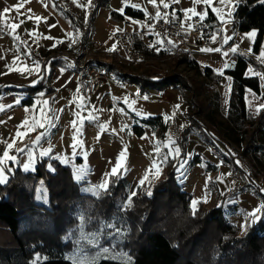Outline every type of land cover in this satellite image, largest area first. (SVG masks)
I'll return each mask as SVG.
<instances>
[{
  "label": "trees",
  "instance_id": "1",
  "mask_svg": "<svg viewBox=\"0 0 264 264\" xmlns=\"http://www.w3.org/2000/svg\"><path fill=\"white\" fill-rule=\"evenodd\" d=\"M109 1L91 0L94 7L89 6L80 45H84L98 9L108 7ZM57 9L69 18L73 29L78 28L73 12L59 6ZM125 12L126 15H120L111 10L109 14L114 19L125 16L142 19L145 16L144 12L131 7H125ZM232 17L238 18L239 32L250 29L258 32L254 46L252 44V53H256L264 37V4L259 0H242ZM206 21L213 27L217 25L210 12ZM134 47L144 55H165L164 51L153 54V47L144 41L135 39ZM171 58L198 79L174 70L158 78L147 72L131 74L127 75V81L136 84L141 92L168 86L178 89L188 121L181 139L195 127L205 138L213 135L224 145L228 138L240 141L244 148L258 153L264 160V110L250 118L245 99L246 88L254 89L256 94L264 97V83L260 87L256 76L246 75L249 63L259 64L251 57L235 53L232 66L226 70L231 89L223 122L217 118L220 114L217 85L222 72L209 66L201 67L184 49ZM27 88L33 91L39 87ZM141 124L156 129L161 137L166 129V121L161 115L135 121L132 130L138 136L143 133ZM193 161L199 159L193 157ZM229 162L233 169H238L234 161ZM47 163V158L40 160L32 172L15 168L8 174L7 183L0 185V264H72L73 259L76 264L80 261L88 264L99 248H92L87 240H82L80 245L75 243L82 235L81 223L84 236L91 238L95 234L99 245L109 248L106 258L102 257L99 264H122L128 254L134 258V264H264V213L258 214L262 218L240 235L237 226L227 220L224 212L235 206L226 207L225 200L237 197L251 185L264 203V192L248 173L240 171L244 181L227 194L217 193L221 200L218 205L204 208L199 203L193 216L192 195L182 189L172 169L167 168L161 179L145 186L151 187V197L143 188L139 189L137 196L132 198V207L125 210L122 204L127 202L130 193L122 178L115 183H111L114 178H109L110 194L96 198L80 190L87 186V181L75 182L71 167L52 161L57 169L53 175L46 171ZM41 181L47 192V202L36 199ZM109 223L123 229L114 239L109 232L115 229L106 227Z\"/></svg>",
  "mask_w": 264,
  "mask_h": 264
},
{
  "label": "crops",
  "instance_id": "2",
  "mask_svg": "<svg viewBox=\"0 0 264 264\" xmlns=\"http://www.w3.org/2000/svg\"><path fill=\"white\" fill-rule=\"evenodd\" d=\"M63 1L64 3L68 2L72 5H75L73 0ZM233 2L235 3V0H233ZM87 3L89 8V0H87ZM163 3H167L169 7L165 9L163 7V4L161 3V0H157L156 7H153L151 4H149L148 0H110L109 6L104 8L106 9L107 14V28H109L110 30V33L101 40L102 43H104V47L106 45L110 46L112 43L120 46L116 42L115 32L119 30L129 31L126 29V27L130 26L132 23L131 19H129L132 18L130 16H125L123 19H114L110 17L109 13L111 10L119 12L122 6L131 7L132 4H138L141 9H146V12L142 11L145 14L144 18L133 19L138 21V23H135L138 25H141L142 22H147L148 24H150V28L148 30H130L129 32H144L147 36L144 42L152 46L153 50L154 47L156 48L155 42L157 38L159 41H161L162 45L160 47V51L166 52L167 48L163 44L162 40L152 30V24L155 19L154 17L157 7L161 12L160 17L166 19L177 18L183 28L190 27L193 19V16H191L190 14L188 16L184 15L185 9L191 6L196 8L197 12H200L203 11L206 7L203 4L196 5L192 2V0H179V2H177V0H163ZM57 6L70 11V9L62 7L57 0H0V53L1 58L3 59V61H0V97L3 98L2 103L6 106L5 110L0 112V158H2L3 156V151H9V154L16 155L17 159L22 164L27 159V156L25 154L18 153L16 149L24 148L25 152H27V147H32L33 158L36 160L37 164L41 160L39 156L40 151H42L49 145H51L53 149V152L51 153L52 155L70 156L72 146L76 144H84L86 146H89L90 148H92V150L90 151V157L94 156L95 159L102 160L103 162L110 158L116 164L118 162V160L115 159L119 158L118 154L114 155L115 158H113L110 152L108 154L105 153V150L109 147H114L119 154L121 151L125 152V160L129 157H138V151H135L132 145L133 138H136V136L138 135L133 132L132 125L135 123V121L138 122L141 119H145L155 115H150L153 113H144V108L141 107L142 104L138 106V101L141 100L143 94L139 93L136 84L127 81V79L118 77V75L122 74L131 75L128 72H122V74H119V72H115V70H112L113 72H111V69L107 70V79L101 84V86L91 94H88L86 92L85 87L81 85L77 76L73 72L72 61L70 60L68 54H66V51H68L69 53L72 49H75L78 44L80 45V35L82 31L80 32L78 30L79 27L83 30L84 24H81L79 22L78 28L73 29L69 18L65 14L60 12L57 9ZM213 6L220 9V14H224L225 7L219 5L218 0H213V5L207 6L208 14L209 12L212 13ZM17 7H19L20 9L19 12L16 11ZM5 9H8L7 13L4 12ZM29 9L31 11H29ZM88 13L89 12H87L86 17H88ZM36 16H40L42 18L40 21L48 22L46 24L49 31L45 34V40L40 39L41 36L37 37L38 34H35L34 27L27 28V24H23L21 22L22 20L35 19ZM213 16L217 25H222L217 16ZM76 17H78V13ZM94 20L86 36L85 42H88L91 39H96ZM12 23L18 24L20 26L16 29H12L10 27ZM227 23L228 25H226ZM227 23L225 24L226 29L223 28L224 31H221V28L216 30L217 39L215 42L212 41L210 44H204L201 42H196L195 40H191L183 49L187 51L201 67L209 66L216 71L219 70V72H223L225 70L224 65L231 63L235 55L231 53V51L228 52V56H224L223 53L226 52L227 49H230L233 45V42H236L237 39L243 38V40H245L246 34L252 30H255L250 29L249 31L239 32V34H235V32L232 33L231 28H233V26L231 22L229 21ZM50 25H54V27L50 28ZM33 36H35L36 38H34L38 40L35 41L32 38ZM225 36L233 37V40L230 41L228 45H223L222 43ZM47 37H52V39H48ZM247 41L249 43L248 48H252L253 42H250L248 39ZM263 42L264 37L262 38L261 45L258 51L256 53H251L258 55L262 50ZM230 43H232V45ZM69 44H71V47H69ZM53 45H55V47H53ZM215 47H221L222 51L220 53L201 51V48ZM112 50L111 52L107 50V52H103L104 54L101 58L108 59L105 58L107 53L119 54V56H121L118 57L120 58L119 60H122L121 58H125L123 53H119L115 49ZM48 52L50 53L48 54ZM57 52L60 53L57 54ZM7 53L11 54L13 61L10 60V56H7ZM237 53L248 56L247 52L242 51L239 47ZM101 58L97 57L94 60L99 61ZM34 62H39V70H35ZM257 63H259V61ZM60 68H64L65 71L60 72ZM29 69H33L34 71L29 74ZM37 71L44 74L45 79L41 80V82L36 85L39 88L31 91L27 87H33L31 85V82L38 79V75L36 74ZM108 72L110 73L108 74ZM158 77L159 76H154L153 78ZM256 77L258 78V76ZM222 80L224 82H227L229 87V76L222 75L220 83H218L217 85L218 91L220 89V85L224 83ZM226 85L227 84H225V86ZM259 85L260 87L263 86L260 80ZM78 87L79 92H77ZM42 90L46 93L43 99H49V106L57 110L53 114L59 116V119L54 121L56 125L54 128L49 129L46 126V128L41 129L35 127L33 130V120H42V114L40 112L39 105H37L35 109H32L31 106L38 93ZM114 90H120V92L121 90L127 91V94L124 96L125 98H123L124 100H118L117 102H115V100H113L114 98L112 93ZM249 90L250 88L245 89V99L249 112L255 114V108L261 103V100L255 98V95L258 94L255 93L254 95ZM99 92H102V94H98ZM146 93L155 95L156 99L152 101H156L157 103L156 111L158 113L156 115H161L166 121V129L163 133L164 140L167 137H174L175 134L171 136L170 133L172 134V131L176 130V126L181 127L186 123V106L180 98L178 89L172 86H168L166 88H163L162 90L150 88L146 91ZM226 95L228 99V88L226 91ZM17 97L21 99V104L19 105L14 104V99ZM106 98L108 99V101L110 99L112 102H114L116 106L123 108L124 110H126V112L132 114V120L129 127L126 126V123L124 125L116 124L115 126H113L114 133L112 134L114 135V139H112L110 143L105 146L104 151L101 152V145L104 144L106 140L95 138L94 133H89V124L91 123L92 119L88 118L89 114L86 113L84 108L88 107L90 109V112L92 113L91 115H94V119L97 121V123H99V121L101 120H97L96 117L101 112V109L99 108L101 101ZM24 100L29 101V103L27 101L25 102ZM133 101L135 103H133ZM83 102L85 103L84 107L77 108V105L82 104ZM9 105L13 106L8 107ZM26 106L29 107V111H25ZM94 109L96 110V115L95 113H93ZM77 112L80 113L79 116L76 115ZM137 113H139V115H137ZM26 120L29 124V127L27 128L24 126V122ZM77 131H80V135H77ZM155 131L157 130L155 129ZM17 132L22 133V135L17 136ZM41 132H48V135L42 137L39 144L33 145L32 142ZM144 133L145 128H143V133L140 136H142ZM85 134L91 135L90 141L89 139H87V137L84 138ZM7 143H13V149H7ZM77 151L82 152V150L79 148H77ZM85 162L86 161L84 156L80 155L77 156L72 163H75L77 166H79L80 164H83ZM5 165L6 168L11 169V171H13L15 168H19L20 170H22L20 164L13 163L10 160H6ZM67 166L71 167L72 169L71 163ZM88 169V172L90 174L94 172V166H88ZM166 170L167 168L161 169L159 178L162 176L163 171ZM148 171L151 172V175H154L155 173L153 172L154 169H152V171L148 169ZM10 172L6 170L5 175L8 177V174ZM118 173H121L120 169H118ZM121 178L124 181L123 176H121ZM155 180L157 179L149 176V181H146L144 186L152 183ZM85 181H87V186L89 182H91L88 176ZM133 188L134 191L142 188L139 185V181L133 186Z\"/></svg>",
  "mask_w": 264,
  "mask_h": 264
},
{
  "label": "rangeland",
  "instance_id": "3",
  "mask_svg": "<svg viewBox=\"0 0 264 264\" xmlns=\"http://www.w3.org/2000/svg\"><path fill=\"white\" fill-rule=\"evenodd\" d=\"M57 1L60 3L62 7L70 9V11L74 12L76 15L78 13V17H76L77 22L84 24L83 27H85L86 25L85 17H86L87 12H89L87 0H73L75 5H72L66 1H65L66 3H64L63 0H57ZM227 10L228 9L225 7L224 13ZM106 15H107L106 9L100 8L98 10L95 16V20H94V29L96 30V36H95L96 39H91L88 42H91L92 40L101 41L102 38L104 39L110 33L109 28H107L108 24H107ZM232 18H233L232 16L231 17L225 16V19L228 22L229 21L231 22ZM22 21L21 22L23 24H27L26 25L27 28L34 27L35 34H38L37 37L41 36L40 39L45 40L46 38L45 34L49 31V29L47 28V24H46L48 23L47 21L37 22L35 19L22 20ZM226 25H228V23ZM226 25L220 24L219 28L226 29L225 27ZM149 28H150V24H148L147 22H142L141 25L131 23L130 26L126 27V29L129 31L138 30V29L148 30ZM231 29H232V33H234L233 28ZM78 31L81 32L82 29L79 27ZM214 33L216 34V30ZM34 37L35 36H33L32 38L35 41H37L38 39H35L36 37L35 38ZM145 38H147L146 35L140 41L146 40ZM115 39H116L117 44H119L120 46H117L112 43L110 46L106 45L104 47V43H102L103 48L101 50L90 51L93 58L103 57V54H104L103 52L110 51L109 49H115L119 53H123L125 57L122 43L118 41L117 38ZM157 40L158 39L156 38V41ZM191 40H194V39L191 38L190 41ZM88 42H85L84 44H87ZM230 44L232 45V43ZM81 45L78 44V46L75 49H72L69 53L75 51ZM248 45L249 43L246 38L245 40H243V38H240V39H237L236 42H233L232 46H237L242 51L247 52L248 57H251L253 61L255 62L259 61L258 63L259 66L254 65V63L252 62L248 64L247 71H246L247 76H257V73L264 75V63H262L259 59H257L258 55L248 52L249 50ZM263 45H264V42H263ZM161 46H162L161 44H156V48L154 47L155 52L153 54L158 53L156 49L157 48L160 49ZM230 49H227L226 52H230ZM50 52H48V54ZM69 53L68 51H66V54H69ZM139 53L138 55L136 54L133 57V59H129V60H127V58H124V59L121 58L122 60H119L120 58L118 57H121L119 56V54L107 53L105 58H108V59L101 58L99 62L102 63V67L105 70V72L111 69V72H113L112 70H115V72H119V74L120 73L122 74V72L123 73L128 72L129 74L137 75L142 72H147V74H149L150 76L151 75L152 76H162V75H169L172 71L175 70V72L180 73L184 76H190L192 78L198 79V76L193 75L189 70H187L184 67V65L178 64L177 62L175 63V59L173 60V58H171L177 52L173 54L171 52L169 53L167 50L165 52V55H162V56L157 55V54L144 55L140 51ZM7 56H10L9 57L10 60L13 61L11 54L7 53ZM0 58H1V53H0ZM0 61H3V59L1 58ZM108 66L112 68H109ZM230 66H232V64ZM109 73L110 72H108V74ZM127 75L122 74V75H118V77L122 78L123 76L124 78L127 79L128 77ZM260 82L261 84L264 83V81H260ZM225 84H227L226 85L227 87L225 86ZM137 88L140 94H143V96L147 95L149 97L148 100H143L142 99L143 96H142L141 100L138 101V106L142 104L141 107L144 108V113L145 112L146 114L153 113L150 115H156L158 113L156 111L157 103L156 101H152L156 99L155 95L148 94L146 93V91L141 92L138 86ZM227 88L229 90L228 83L224 82L220 85V89H219L220 114L217 115V118L223 122L225 121L224 116H225L226 107H227V103H226ZM112 93H113V98H114L113 100L117 102L118 100L120 101L124 100L123 98H125L124 96L127 94V91L121 90L120 92V90H114ZM98 94H102V92H99ZM82 104L84 105L85 103L83 102ZM99 108L101 109V112L97 115L96 119L97 120L99 119L101 121L97 123V121L94 119L95 118L94 115H92L93 119L91 120V123L89 124V133L90 134L94 133L95 138L106 140L105 143L101 145V152H102L104 151L105 146L108 145L112 139H114V135L112 134L114 133L113 126H115L116 124L124 125L126 123V126L129 127L130 122L132 120L131 118L132 114L126 112V110H124L123 108L116 106V104L112 102L110 99L108 101L107 98L101 101ZM121 109H123V111H121ZM84 110L86 111L87 114L91 113L88 107L84 108ZM93 113H95V115L97 114L95 109L93 110ZM256 114L257 113L252 114L250 112V118H253ZM185 119H186V123L183 126L181 127L176 126V130L172 131V134L170 133L171 136L175 134L174 137H167L165 138V140L163 136L161 137L159 132L157 133V131L152 130V128H150L149 126H145L141 124V126L145 128V133L140 137L136 136V138H133V143H132L133 149L135 151H138V157L136 156L129 157L123 162L121 161L124 167L121 168L120 170H121V173H124L122 176L129 190V193L134 191L133 186L140 179L143 178V175L146 172H149L148 169L152 171L153 161H156L159 164L161 154L167 153L169 149L174 146L172 144V141H175L176 145L181 147V156L180 158H177L175 160L170 159L167 164H159V167L160 169L169 168V169L174 170L178 178L177 181L182 186V189L191 193L192 195L191 201L194 199L201 201L202 206L204 208H210L215 205H218L221 200L219 196L217 195V193H220L221 191H223L224 193L227 194L234 187H236L237 185H239L240 183L244 181L242 178L241 181L238 182L232 177L234 167H232L229 162L231 160L234 161L235 163L238 160L240 164L238 166V169L236 170H239V172L243 171V173H248L253 183L256 184L260 188V190L264 189V160L258 157L259 155L258 153H255L250 149L248 150L247 148H244L243 144L240 141H235L232 138H228V140L225 141L226 142L225 145L221 142V140L217 138H215V142H213V137H214L213 135L210 136L209 138H205L203 134L199 132V129L195 127L189 130L186 133V135L183 137V139H181L183 127L188 126L187 118ZM250 123L252 124V121ZM100 125H104L105 127L102 129ZM77 132H78L77 135H80V131H77ZM90 134L89 135L85 134L84 138L87 137V139H89L90 141L91 139ZM157 147L159 148V152L157 151ZM79 149H81L82 152H88V159L85 163H87L88 166L90 167L94 166V172H92L91 174L88 172V175H87L91 180V182L89 183L94 184V183L101 182L103 179V174L106 172H110L111 169L116 165V163L111 158L103 162L102 160L95 159L94 156L90 157V151L92 150V148H90L89 146L82 144V147H80ZM229 150H231V152L234 153V155H227ZM109 152L113 158H115L114 155L116 154H118L119 156L118 151H116L114 147H111V148L109 147L105 150L106 154H108ZM189 153H190V156L188 155ZM193 157L199 159V161L192 162ZM185 158L188 160V163L185 166V168L181 170L180 173H178L177 167L179 163L181 162V160ZM115 159L118 160L119 158H115ZM26 161L27 159L24 162ZM220 161H223V164L220 167H217V164ZM201 165H205V166L201 167ZM153 172H155V169ZM221 174H223L222 182L217 179L218 177H221ZM164 175H165V171H163L162 176L159 179H161ZM149 176L154 177V175H151V172H149ZM155 181H153L152 183L148 185L153 184ZM206 185H207V189H206ZM141 187L143 189L146 188L145 186H141ZM41 188H42V185L39 183V185L37 186V189H41ZM142 188H140V190ZM43 190L45 191L44 187H43ZM140 190H137L136 192ZM238 197L239 199L235 203V206L231 209L230 208L224 209V212H225V217L227 218V220L233 223L234 225H236L238 228V233L240 235H243L246 233L247 230L245 231L244 229H242L241 225L245 223H250V217H248L246 214L252 211L254 207L259 206L261 204V200L259 199L256 193V189L253 188L252 185L246 187L242 193L238 194ZM205 198H207V202H203ZM229 200H225V202L227 203L225 204L226 207L228 205H232L228 203ZM191 201H190V204H191Z\"/></svg>",
  "mask_w": 264,
  "mask_h": 264
},
{
  "label": "snow or ice",
  "instance_id": "4",
  "mask_svg": "<svg viewBox=\"0 0 264 264\" xmlns=\"http://www.w3.org/2000/svg\"><path fill=\"white\" fill-rule=\"evenodd\" d=\"M177 2H179V0H177ZM192 2L194 4H196V5L203 4L206 7L204 8L203 11L197 12L196 8L190 6L187 9L184 10V15L188 16L190 14L193 17L198 16L199 20L201 22L205 21L207 16H208L207 6H212L213 5V0H192ZM241 2H242V0H235V3L233 2V0H219V4L221 6L226 7L228 10L224 14H220V9H218V8L213 6L212 7V13H213V15L217 16V18L220 20V22L222 24H226L228 21L225 19V16H227V17L233 16L235 9L240 5ZM259 2L261 4H264V0H259ZM148 3L151 4L153 7L157 6V0H148ZM161 3L163 4V7L165 9H167L169 7V5L167 3H163V0H161ZM89 6L90 7H94V5L91 4V0H89ZM131 7L133 9H137V10H141V11H145L146 12V9H141L138 4H132ZM16 11L17 12L20 11L19 7L16 8ZM29 11H31V10L29 9ZM4 12L7 13L8 9H5ZM119 14L120 15H126L124 6H122L121 9L119 10ZM160 16H161V12L159 11V8L157 7V10L155 12V17L154 18L158 19V18H160ZM29 18H31V17H29ZM41 19L42 18L40 16H36L35 17V20L37 22H39ZM129 19H131V22L134 23V24L138 23V21L133 19V18H129ZM86 20H87V17H86ZM19 26L20 25L15 24V23H12L10 25V27L12 29H16ZM49 27L50 28L54 27V25H50ZM221 31H224V29H221ZM257 36H258V32L255 31V30H252V31H250V32H248L246 34V38L250 42H253V46H254L255 38ZM47 38L48 39H52V37H47ZM211 39H212L213 42L216 41L217 36H216L215 33H213L211 35ZM232 40H233V37L225 36L222 43H223V45H228L229 42L232 41ZM155 43L156 44H161V41L157 40ZM167 43L171 44L172 41L168 40ZM53 47H55V45H53ZM69 47H71V44H69ZM109 50L111 51L112 49H109ZM156 50L159 52L161 49L157 48ZM201 51L202 52L220 53L222 51V48L221 47L201 48ZM230 51H231V53L235 54L238 51V47L237 46H232ZM252 51H253V48L250 47L249 52H252ZM228 54H229L228 52H224L223 53L224 56H228ZM257 59H259L262 63H264V45H262V50L258 54ZM34 64H35V70H39V68H40L39 62H34ZM228 67H229V65L225 64L224 65L225 71L220 73V74L221 75H226L227 74L226 70L228 69ZM33 71H34L33 69H29V74H31ZM59 71L60 72H64L65 69L64 68H60ZM246 71H247V69H246ZM36 74L38 75V79L33 80L31 82V85L33 87L36 86L37 84H39L41 82V80L45 79L44 74L39 73L38 71L36 72ZM257 76H259V80L260 81H264V75H262L260 73H257ZM258 86H259V82H258ZM229 89H231V85H229ZM57 91H58V89H57ZM249 91L255 95V90L254 89H250ZM77 92H79V87L77 88ZM45 94H46L45 91H43V90L40 91L38 93L36 99L33 101V104L31 106L32 109H35V107L37 105H39L40 106V112L42 114V120H35V119L33 120V122H32L33 130H34L35 127H38V128H41V129L46 128V126L49 129L54 128L56 126L54 121L59 119V116L53 114L57 110L49 106L50 105L49 99H43V97H45ZM255 98L261 100V103L255 108L256 113L260 114L261 111L264 110V97L255 95ZM2 99L3 98L0 97V112L4 111L5 107H6L2 103ZM142 99L143 100H148L149 97L147 95H144L142 97ZM133 103H135V102L133 101ZM226 103H227V101H226ZM14 104L15 105L21 104V99L19 97L15 98L14 99ZM11 106H13V105H9L8 107H11ZM83 107H84L83 104H78L77 105V108H83ZM177 107H179V106H177ZM29 110H30L29 107L26 106L25 107V111H29ZM121 111H123V109H121ZM76 115L79 116L80 113L77 112ZM137 115H139V113H137ZM88 118L89 119H93L91 113H89ZM24 126L26 128L29 127V124H28L27 120L24 122ZM100 127L103 129L105 126L104 125H100ZM16 135L17 136H21L22 133L17 132ZM47 135H48V132H41L39 135L36 136V138L32 142V144L33 145L39 144V142L41 141L42 137L47 136ZM213 142H215V137H213ZM172 144L174 146L171 147L167 153L161 154V158H160L159 164H167L170 159L175 160L177 158H180V156H181V147L176 145L175 141H172ZM13 146H14L13 143H7L6 144V148L9 149V150L13 149ZM80 147H82L81 144L73 145L70 156H61V155H52L51 153L53 152V149H52L51 145H49L48 147H46L42 151H40L39 156H40L41 160H43V158H47L48 159V163L46 164V171L48 173H50V174H53V175L56 173L57 169L54 166V164L52 163V161H57L61 165H68V164L71 163L72 169H73L74 181L79 183V182H82V181L86 180L87 175H88V171H89L87 163L80 164L79 166H77L75 163H72L76 159V157L80 156V155H83L84 158H85V161H87L88 152H79V151H77V148H80ZM16 151L18 153L25 154L27 156V162H23L21 164V162L17 159L16 155H10L9 151H3V156H2V158H0V185H5L7 183V176L5 175L6 170L9 171V172L11 171V169H7L6 168V165H5V161L6 160H10L13 163L20 164V166L22 167L24 172H29L30 170L31 171H35L36 170V160L33 158L32 147H27V152H25L24 148L16 149ZM157 151L159 152V148L158 147H157ZM188 155L190 156V153ZM227 155H234V153H232L231 150H229ZM124 160H125V152L121 151L120 154H119V159H118V162H117L116 166H114L111 169L110 172H106V173L103 174V179H102L101 182L94 183V184L89 183L88 186L82 187L80 190L82 192L90 193L91 195H93L96 198H100L102 195H109L110 194V179L109 178H114V180H112L111 183H115V182H117V181H119L121 179V176L124 173H118V169H121V168L124 167V165L122 163H120L121 161H124ZM187 163H188V160L186 158L181 160V162L179 163V165L177 167L178 173H180L181 170H183L185 168ZM159 164L156 161H153V163H152V169H155L154 179H157V180L159 179V176L161 174V169L159 167ZM222 164H223V161H220L217 164V167H220ZM236 164L239 166L240 162L237 160ZM204 166L205 165H201V167H204ZM222 177H223V174H221V177H218L217 179L222 182ZM146 181H149V172H146L143 175V178L139 180V185L140 186H144ZM43 183L44 182L41 181L42 188L41 189H37L36 199H38V200L43 199L45 202H47V192L43 190ZM206 189H207V185H206ZM144 191H145V193H146V195L148 197H151L153 195L151 187L145 188ZM209 191H211V190H209ZM261 192H264V189H262ZM220 195L223 196L224 192L221 191ZM136 196H137V192L136 191H132L130 193V195L127 197V202L122 204V208L125 209V210L130 209L132 207V204H133V199L132 198L136 197ZM238 199H239L238 196L234 197V198L230 199L228 201V203L229 204H235ZM203 202H207V198H205V200ZM199 203H201V201H198V200H195V199L191 201L190 207H191V211H192L193 216H195L196 213H197V210H198L197 205ZM261 213H264V203H261L259 206L254 207V209L252 211H250V212H248L246 214L248 217H250V223L242 224L241 228L246 231L251 225H255L258 222V220L262 218L261 216H258V214H261ZM81 220H83V217H81ZM106 227L109 228V229H115L114 232H109V236H111L113 239L115 238V236L120 235V233L123 231V229L116 228V225L111 224V223L106 225ZM80 228H81L82 235H81V238L79 240H77L75 243L77 245H80L82 240H87L88 244L92 248H99V252H97L96 255L88 261V264H99V261H100V259L102 257L106 258L107 254L109 253V248L108 247H101L99 245V240L95 236V234H93L91 238L84 236L83 235V223L80 224ZM68 238L69 237H65V239H68ZM82 250L83 249H78V251H82ZM72 264H76V261L74 259L72 260ZM80 264H84V261H80ZM122 264H134V258L131 256V254L127 255L126 259H124L122 261Z\"/></svg>",
  "mask_w": 264,
  "mask_h": 264
},
{
  "label": "built area",
  "instance_id": "5",
  "mask_svg": "<svg viewBox=\"0 0 264 264\" xmlns=\"http://www.w3.org/2000/svg\"><path fill=\"white\" fill-rule=\"evenodd\" d=\"M234 32L238 33V18L233 17L231 20ZM219 29L211 26L206 20L201 22L199 17H193L190 27L183 28L177 18L166 19L160 17L154 19L152 30L156 33L168 52L175 54L189 43L193 38L196 42L209 44L212 42L211 35L215 30ZM115 36L122 43V47L127 60L133 59L138 53V49L134 47V40H142L145 35L142 31L135 33L119 30L115 32ZM171 40L172 43L168 44L167 41ZM103 44L100 41L92 40L87 44L79 46L75 51L68 54L73 64V72L76 74L82 86L88 94L96 91L101 84L107 79V74L102 66L97 64L90 51L101 50ZM171 50V51H170ZM60 52H57L59 54ZM114 54V53H112ZM140 54V53H139ZM232 177L238 182L241 181L239 170L233 169Z\"/></svg>",
  "mask_w": 264,
  "mask_h": 264
},
{
  "label": "water",
  "instance_id": "6",
  "mask_svg": "<svg viewBox=\"0 0 264 264\" xmlns=\"http://www.w3.org/2000/svg\"><path fill=\"white\" fill-rule=\"evenodd\" d=\"M231 64H233V63L231 62V63H229L228 65L230 66Z\"/></svg>",
  "mask_w": 264,
  "mask_h": 264
}]
</instances>
